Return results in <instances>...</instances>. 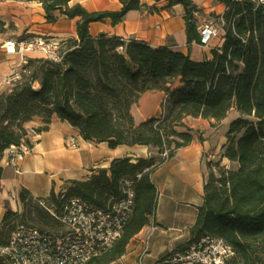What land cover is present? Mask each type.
Wrapping results in <instances>:
<instances>
[{"label":"trees","instance_id":"16d2710c","mask_svg":"<svg viewBox=\"0 0 264 264\" xmlns=\"http://www.w3.org/2000/svg\"><path fill=\"white\" fill-rule=\"evenodd\" d=\"M15 1L40 3L48 23L61 16L77 20V38L63 42L62 62L31 59L23 67L29 74L0 92V180L5 152L22 140L30 145L24 125L36 117L45 124L39 131L47 130L56 116L76 128L85 141L107 143L111 149L144 146L158 153L148 159H115L108 169L86 181H68L64 190L48 198H35L22 189L23 214H35L34 225H23L58 229L49 209L58 211L72 197L104 209L123 196V183L131 180L134 206L121 238L90 264L120 260L132 238L156 217L159 192L153 173L195 140L184 120L220 122L235 112L223 156L238 168L208 164L203 203L190 235L193 241L207 235L225 240L236 251L228 264H264V6L257 0H213L225 7L221 15L212 14L221 21L224 42L213 49L211 59L196 62L165 46L155 48L107 34L91 36V23L110 19L113 26L119 25L129 12L146 7L143 0H119L120 11L101 12H89L80 4L70 7L72 0ZM166 2L167 9L183 7L188 46L201 45L198 5L193 0ZM149 10L159 11L156 6ZM3 27L0 21V33ZM151 91L166 95L161 115L136 124L132 108ZM19 216L7 209L0 233ZM17 224L21 223H15L12 231ZM7 240L0 237L1 243Z\"/></svg>","mask_w":264,"mask_h":264},{"label":"crops","instance_id":"0c3cea01","mask_svg":"<svg viewBox=\"0 0 264 264\" xmlns=\"http://www.w3.org/2000/svg\"><path fill=\"white\" fill-rule=\"evenodd\" d=\"M205 1L215 7L213 0ZM80 4L89 12L120 11L119 0H72L70 7ZM146 7L129 12L119 25L113 26L110 19L90 24V34L121 37L127 41L137 40L152 47H169L174 52L190 55L196 62L212 58V51L221 47L225 31L209 45L187 42L184 9L178 5L167 9L166 0L156 3L154 0H143ZM156 6L158 12H150ZM201 13L204 9L199 5ZM221 15V14H218ZM0 21L4 24L0 33V81L18 70L20 57L8 55L3 48L6 40L31 38L38 34L55 36L60 40L77 38V20L61 16L56 23H48L45 11L38 2L0 0ZM199 26L202 18L199 15ZM31 58V55H30ZM38 87V86H37ZM4 86L0 87V92ZM166 95L160 91L145 93L132 108L136 124L161 115L162 103ZM229 116L223 121L206 120L188 117L184 120L186 127L193 130L195 140L192 144L176 151L175 156L159 167L152 175V181L158 189V207L155 219L137 234L127 247L126 254L114 264H153L165 252H172L178 244L190 238V229L194 225L197 209L203 203L204 185L208 175V164H219V167L236 170L238 164L223 156L227 144ZM235 119V118H234ZM39 117L24 125L31 152L21 166V174L6 165V156L1 162L3 177L0 180V229L7 212L21 209L19 194L27 189L35 198H48L52 192L60 193L68 181H86L100 169H108L113 160L125 157H157L154 149L144 146H121L109 148L107 143L96 144L85 141L79 131L69 123L54 116L47 130ZM74 138L72 146L69 139ZM213 159V162L211 161ZM217 174L216 167L213 168ZM161 196L164 197L161 202ZM167 256V255H166ZM165 256V257H166Z\"/></svg>","mask_w":264,"mask_h":264},{"label":"built area","instance_id":"2783aa9c","mask_svg":"<svg viewBox=\"0 0 264 264\" xmlns=\"http://www.w3.org/2000/svg\"><path fill=\"white\" fill-rule=\"evenodd\" d=\"M257 4L264 6V0H257ZM222 30L223 27L216 29L209 24L202 25L201 45H209L213 39L220 37ZM63 42L55 36L38 34L20 41L6 40L3 48L8 55L19 56L18 68H23L31 54L54 63L62 62ZM19 78L20 74L15 72L0 81V87L6 84L13 86ZM69 142L72 146L76 144L74 138ZM30 152V145L25 140L19 145H12L5 152L6 165L21 174L22 163ZM132 186L131 180H125L123 196L104 209L80 197L69 198L58 211L49 209L60 224L55 230L17 224L7 242H0L2 264H90L121 238L134 206ZM235 257L236 251L225 240L207 235L153 264H228Z\"/></svg>","mask_w":264,"mask_h":264},{"label":"rangeland","instance_id":"374dc122","mask_svg":"<svg viewBox=\"0 0 264 264\" xmlns=\"http://www.w3.org/2000/svg\"><path fill=\"white\" fill-rule=\"evenodd\" d=\"M197 4L204 9V12L200 14L201 18H202V25H206V24H209V25H212L213 27H215L216 29H222V24H221V21L220 20H217L216 18H214L212 16V14H215V15H218V14H222L224 12V9L222 7H215L214 5H211L209 3H206L205 1H197ZM14 39L16 41H20V40H23V39H26V37H21V38H16L14 37ZM31 59H42L41 56L39 55H36V54H31ZM17 73L20 74V78L17 79L16 81L22 79L21 77H23L24 75H28L29 72H24L23 71V68H18V70L16 71ZM15 73V72H14ZM11 86H8L7 84L4 85V90H7L9 89ZM237 117V114L235 112H232L230 115H229V121L231 122L234 118ZM211 161L213 162V159H211ZM208 177V175H207ZM164 197L161 196L160 200L161 202L163 201ZM165 200V199H164ZM19 213V217H17L16 219H11L10 221H8L7 225L5 226V228H3L1 230V233H0V237L4 238V239H8L10 237V234L12 232V229H13V226L15 225V223H21V224H28V225H34L35 223H32L31 221V218L32 217H35V214H32L30 215V213H25V215L23 214L24 213V210L21 206V209L18 211ZM194 241L191 239V236L189 239H184L182 240L178 246L172 250L175 251V250H181V249H184L185 247H187L188 245H190L191 243H193ZM171 252H165L160 258L162 257H165L166 255H169ZM119 261V260H118ZM118 261L114 262V263H118ZM112 263V264H114Z\"/></svg>","mask_w":264,"mask_h":264}]
</instances>
